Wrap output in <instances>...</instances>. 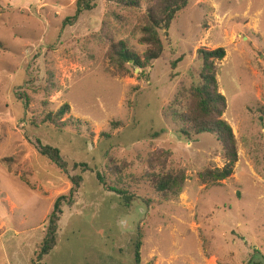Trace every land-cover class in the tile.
Returning <instances> with one entry per match:
<instances>
[{"label": "rangeland", "instance_id": "obj_1", "mask_svg": "<svg viewBox=\"0 0 264 264\" xmlns=\"http://www.w3.org/2000/svg\"><path fill=\"white\" fill-rule=\"evenodd\" d=\"M77 1L0 0V264L33 262L55 201L78 176L44 264H135L139 227L141 264H264V0H189L161 34L164 52L147 80L131 63L121 76L111 55L124 42L143 56L145 1L127 9L98 0L64 27ZM201 48L226 51L217 78L238 148L232 178L213 186L198 174L224 167L220 143L212 134L188 140L177 120L199 82ZM65 104V119L89 130L43 123ZM37 141L61 151L66 172ZM82 164L90 170L74 168ZM152 170L185 172L178 199L161 201L142 179ZM97 173L152 203L126 206Z\"/></svg>", "mask_w": 264, "mask_h": 264}, {"label": "trees", "instance_id": "obj_2", "mask_svg": "<svg viewBox=\"0 0 264 264\" xmlns=\"http://www.w3.org/2000/svg\"><path fill=\"white\" fill-rule=\"evenodd\" d=\"M98 0H78L76 3L75 15L64 20L63 26L73 25L77 22L84 12L93 11L96 8ZM118 5L127 9L142 8L143 0H116ZM147 5L145 14V23L141 27V43L146 46L143 56L132 52L124 42L113 45L111 52L112 60L117 66L121 76L126 74L125 65L132 61V66L140 70L139 79L147 80L149 78V68L153 63L160 59L164 52V42L161 34L168 35L176 16L186 9L189 0H144ZM197 59L202 67L199 72V82L190 89L191 105L187 112L179 113L177 120L181 124L180 133L188 140L203 134H212L221 145V157L224 161L223 168H207L198 174V180L202 185H220L224 181L232 178L236 164L238 162L237 140L231 125L224 119L227 109V100L220 93L219 82L217 78L216 62L222 61L226 56L224 48L216 50H207L201 48L197 50ZM183 60V56L173 63V69ZM28 106V100L25 102ZM70 113V106L63 105L56 113H49L43 120V123L55 125L63 129L71 126L75 129L86 127L89 130V124L81 120H74L72 117L65 119ZM114 126L119 123H114ZM108 135V134H107ZM106 134L104 136L109 138ZM159 134H156L158 136ZM37 147L40 155L46 157L52 164L56 165L63 172L67 171L68 164L61 155V151L48 145H43L37 141ZM82 167L85 171L90 168L86 164L75 165L74 168ZM98 181L110 192L118 194L124 204L128 207L133 206L139 198L129 190L119 187H111L106 183L103 176L97 173ZM143 180L148 182L152 189L159 195L161 201L169 202L172 199H178L183 193L187 176L182 170L172 171H147ZM73 186L68 196L57 198L53 205V211L46 220V235L38 250L35 259L31 264H44V258L49 255L58 244L59 223L63 215L64 206H73L75 196L82 183L81 177L72 178ZM147 207L152 203L151 200L139 198ZM143 233L141 228L137 229V237L134 243L135 264H141V248L143 244ZM261 264V263H256ZM263 264V263H262Z\"/></svg>", "mask_w": 264, "mask_h": 264}, {"label": "water", "instance_id": "obj_3", "mask_svg": "<svg viewBox=\"0 0 264 264\" xmlns=\"http://www.w3.org/2000/svg\"><path fill=\"white\" fill-rule=\"evenodd\" d=\"M130 63L132 64V61H130ZM136 72H139V70H136Z\"/></svg>", "mask_w": 264, "mask_h": 264}, {"label": "crops", "instance_id": "obj_4", "mask_svg": "<svg viewBox=\"0 0 264 264\" xmlns=\"http://www.w3.org/2000/svg\"><path fill=\"white\" fill-rule=\"evenodd\" d=\"M262 260L264 261V256L262 257Z\"/></svg>", "mask_w": 264, "mask_h": 264}]
</instances>
